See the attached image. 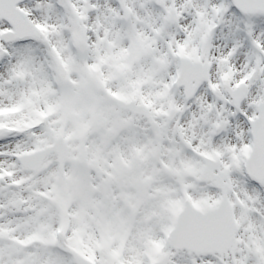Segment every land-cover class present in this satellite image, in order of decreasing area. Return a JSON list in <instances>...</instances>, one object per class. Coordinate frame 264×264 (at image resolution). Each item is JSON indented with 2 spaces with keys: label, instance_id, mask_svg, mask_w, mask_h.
Instances as JSON below:
<instances>
[{
  "label": "snow or ice",
  "instance_id": "1",
  "mask_svg": "<svg viewBox=\"0 0 264 264\" xmlns=\"http://www.w3.org/2000/svg\"><path fill=\"white\" fill-rule=\"evenodd\" d=\"M0 264H264V0H0Z\"/></svg>",
  "mask_w": 264,
  "mask_h": 264
}]
</instances>
